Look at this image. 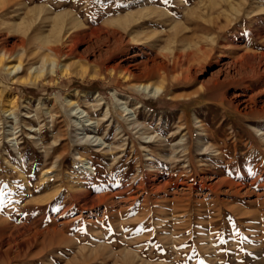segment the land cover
Masks as SVG:
<instances>
[{"label":"rangeland","instance_id":"obj_1","mask_svg":"<svg viewBox=\"0 0 264 264\" xmlns=\"http://www.w3.org/2000/svg\"><path fill=\"white\" fill-rule=\"evenodd\" d=\"M0 264H264V0H0Z\"/></svg>","mask_w":264,"mask_h":264},{"label":"bare ground","instance_id":"obj_2","mask_svg":"<svg viewBox=\"0 0 264 264\" xmlns=\"http://www.w3.org/2000/svg\"><path fill=\"white\" fill-rule=\"evenodd\" d=\"M48 51L49 52H51V53H54V54H56L57 53V51H58V49H56V50H54V49H48ZM21 67H20V65L19 64H17V65H13V66H7V70H9V73L11 74V73H16L17 71H18V69H20ZM41 73L42 72H37V75L34 77V79H38V78H40L41 77ZM141 86V85H140ZM146 88H148L149 86H145ZM143 88H144V86H143ZM146 88H145V90H146ZM160 90V88H155V91H159ZM159 93V92H158Z\"/></svg>","mask_w":264,"mask_h":264}]
</instances>
